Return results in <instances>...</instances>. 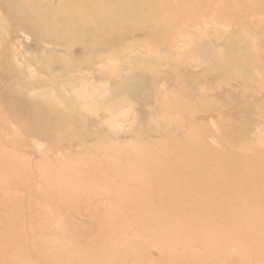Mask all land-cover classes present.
Masks as SVG:
<instances>
[{
    "label": "rangeland",
    "instance_id": "obj_1",
    "mask_svg": "<svg viewBox=\"0 0 264 264\" xmlns=\"http://www.w3.org/2000/svg\"><path fill=\"white\" fill-rule=\"evenodd\" d=\"M73 4L79 12L71 18L90 23L99 37L125 32L122 43L121 36H114L126 56L122 63L118 53L109 52L92 63L80 45L67 47L55 40L44 46V53L64 58L66 70L39 69L32 56H39L42 36L32 28L39 33L47 29L55 37L64 33L62 12ZM111 9L128 13L109 30L83 18L86 13L105 17ZM147 11L156 18L146 20ZM135 14L140 19L133 26L129 22ZM236 34L239 38L232 40ZM228 57L234 65L220 64ZM220 66H237V79L226 81L217 72ZM0 74L5 77L0 81V250L8 251L0 252L5 256L0 264L8 257V264H173L171 252H215L211 247L221 243L224 252H215L203 264H264V258L252 257L264 252V223L257 221L264 214L254 213L255 208L244 206L237 213L225 208L222 216L214 205L195 211L207 216L204 226L218 237L228 227L226 221L235 219L241 226L226 228L228 236L217 240L197 236L199 227L183 223L187 213L172 218L164 213L151 222L147 213L136 215L125 207L130 194L145 186L132 178L146 169L149 156L166 158L168 165L183 156L203 157L194 150L168 153L185 143V131L224 160L220 166L231 181L243 182L241 174L230 171L232 165L264 180V158H255L264 153V0H0ZM52 75L59 81L53 82ZM138 75L142 79L122 80ZM244 85L249 93L240 101ZM196 93L216 104L205 101L194 107ZM35 103L51 108L44 111L49 126L39 118L43 113ZM67 112L70 121L59 123ZM201 165L194 172L205 183L190 184V201L222 208L226 189L215 190L219 177ZM21 168L26 177L17 185ZM175 178L160 176L150 183L156 188ZM153 194L145 209L164 211L171 195ZM247 194L230 196L245 202ZM68 196L73 197L69 202ZM14 200L18 207L6 209ZM25 219L31 221L28 227L21 225ZM36 224L40 230L33 229ZM15 228L23 233L21 239L13 238ZM250 230L254 235L244 236Z\"/></svg>",
    "mask_w": 264,
    "mask_h": 264
},
{
    "label": "bare ground",
    "instance_id": "obj_2",
    "mask_svg": "<svg viewBox=\"0 0 264 264\" xmlns=\"http://www.w3.org/2000/svg\"><path fill=\"white\" fill-rule=\"evenodd\" d=\"M96 6H94L95 8ZM78 4H73L69 7H67L66 9L63 10L62 15L65 18V23H64V33H60L57 37L54 36V33L51 31H47V29H43L40 31V33L38 32L37 28H32V32H36L38 36H42V40L38 37L39 43L42 44V47L38 49L37 54L39 56H32L33 59L37 60L39 62V69L42 70H47L50 71L52 70V72H55L56 70H58L59 72H64L66 70V66H67V61L62 58L61 56L58 55H54L51 53H44V46L46 45V47L51 46L50 44L52 42H54L55 40H57V42L62 45V46H71V45H80V49L81 51H84L86 53H89V56L91 58V62L95 63L99 60H102L103 58L106 57V53L109 52L111 54H117L118 53V59L119 62L122 63L124 61L125 53H123L122 51H119L120 47L116 46L115 42V38L114 36H121L120 37V43L123 42L124 40V36H122V33L124 34V31L114 33L111 36H105L102 33V37H99L98 35H96L92 30H91V24L90 23H81L78 22L76 23L74 18H71L75 15L78 14ZM128 12H116L114 10H108L106 12V16L105 17H100L98 14L93 15L92 13H86L83 18L87 21V22H97L99 25H101L102 27H108L106 30H109L110 28H112L116 22L125 19V14H127ZM147 19L149 20L150 18H156L155 16H153L152 11H147ZM17 18V16H15ZM71 18L70 20L67 19ZM131 22H129L130 25L136 26L137 23H139V19H140V14L138 15H133L130 16ZM34 22H38L37 20H32ZM21 23H23V20H20ZM19 23V24H21ZM39 23V22H38ZM58 22H56L57 25ZM243 25H248V23H246L245 21H242ZM144 26H140L134 29V32H140V30L143 28ZM156 29V28H155ZM98 31H101L102 29H97ZM114 30V29H112ZM106 32V31H104ZM157 32V31H156ZM155 32V33H156ZM16 37V32H13L11 34V38H15ZM239 38V35L236 34L232 37V40H236ZM192 41H196L197 43H203L205 42V40L203 38H193ZM85 45L91 48V51L88 49H85ZM53 47V46H52ZM232 54V53H230ZM201 56H203V54H201ZM224 59V58H223ZM233 64L235 63V61L231 60L230 57L225 58L224 60H221L220 64ZM237 67V66H236ZM236 67L234 69H228L225 68L224 66H220L217 69V72L220 76H223L226 78V81L234 79L236 80ZM229 70L228 73L229 75L226 77L225 71ZM140 75V73H139ZM138 77H132L129 78L128 77H123L122 80L126 83H131L134 79H142ZM13 77V75H12ZM11 77V78H12ZM5 77L4 74H0V81H4ZM51 80L53 82H57L59 81L54 75H52ZM152 81V80H151ZM143 83H145L142 80V84H140L142 86V91L141 94L142 96H144L146 93V89L143 87ZM6 86H9L6 85ZM5 86V87H6ZM4 87V88H5ZM116 87V84H115ZM3 88V89H4ZM258 89V88H257ZM238 90V89H237ZM13 91V90H12ZM4 93V90L2 91V94ZM233 93V92H232ZM249 93L248 90L246 89L245 85L240 87L239 89V96L238 99L240 101H242V99L245 98L246 94ZM255 92H252L251 95H254ZM95 95V94H93ZM145 97V96H144ZM194 100V107H200L202 106L203 102L206 101L207 104H210V106H212L213 104H216L215 100L212 98H208V97H203L201 96V94H195V99ZM213 103V104H212ZM34 108L37 111H41L43 114L42 116L40 115L39 118L41 120H43V123L46 126H49V124L51 123V121H49V119L44 115V111H48L51 110V108L48 107V105L43 104V106H40V108H37V104H34ZM214 108V107H213ZM213 108H209V110L211 111V109ZM217 108V106L215 107ZM192 109V108H189ZM72 117L70 116V112H67L64 116H61V118L59 119V123H64L67 120L70 121ZM179 124V123H176ZM175 124V125H176ZM243 129V128H242ZM192 134L190 132L187 133V131L184 132V140L185 143L183 144H175L174 148L172 150H170L168 153H185V152H189L194 150V152L200 153L201 155H203L202 158L200 159H195L192 158L191 156H183L179 159L176 160V163H173L172 165H168L167 161H165L166 158H162L161 160H158L157 158H154L153 156H149L150 158V163H147V167L146 169L142 172V174H136V176L134 178H132L133 182L136 181H143L145 182V186L143 189L139 190V191H134L132 192V194H130V197L128 199V201L126 202V210L129 213H133L136 215H142L147 213L149 216V221H159L161 216H164V213H166L170 218H172V215H181L183 213H187L188 217H185L183 223H191L192 225H194L195 227H199L200 229H198V231L196 232V235L199 237H204V238H211L214 237L217 240L223 239L225 235L228 236L229 231L227 230L228 227L235 225L237 222L235 219H231L229 221H226L227 226L226 228H224L223 230L219 231V237L212 234L211 231H209V229H207V226H204V221L207 219V216H203V215H195V211H197L198 209H200L201 207H205L207 209L210 210V208L214 209V206L216 207V212L218 210V213H220V215L222 214L223 210L226 208L228 211H233V213H237L239 210H241L242 208H244V206H249V208H255L254 213L258 214V212L262 211L264 214V180L261 179V176L256 174L253 175V173H251L250 175L247 173L248 171H242L244 168H238L235 165L230 164V171L233 172V170L237 171L239 174H241L243 176V182L241 183L240 181H231L232 179L230 178V173L223 171V167H221V162L224 160H220V156L214 155L213 152H210L209 150H207V148L203 147V144H197L195 142H193L194 140L190 137ZM184 144H188V145H184ZM173 151V152H172ZM255 158H257L259 161L261 158H264V153H260L259 156L255 155ZM186 160H191L193 162L194 165L193 168L192 166L189 167L187 166L184 161ZM201 167L208 172L209 174H214L216 176L219 177V179H217V181L215 182L213 187H216L215 190L218 189H226L225 192V198H223V200H221L222 204V208L219 206L221 204L218 205V203H207V204H202V205H197V204H193L190 201V197H191V191H190V184L193 181H197L199 184H204L205 180L203 179V176H199V174L195 173L194 171L196 169H198L197 164H201ZM249 163V162H248ZM252 163V164H251ZM251 165H254V162H251ZM229 165V164H228ZM1 169V167H0ZM22 169V173H21V178H19L17 181V185H20L24 179L25 174H26V169L25 168H21ZM13 172H16V169L13 168L12 170ZM261 173V172H259ZM176 176L177 178L175 179H171V180H167L164 185L161 186H156V188L152 187L153 184L150 183V181L152 180V178H156V177H160V176ZM149 184H151L149 186ZM179 185H183L185 186L184 188L179 187ZM13 187H15V184L12 185ZM156 189V190H155ZM213 189V188H212ZM154 192H156L157 198H159L161 195H171V197L169 199H167L163 204L164 206V211H162L161 209H155V210H151V211H147V209H145L146 206L149 205L150 200L153 201L154 198ZM242 192H246L247 197H246V201L244 202L243 200H239L236 197H231L230 194H234L235 196H237L238 193H242ZM61 195V194H60ZM58 196V195H57ZM178 196V197H177ZM62 197V195H61ZM65 199H69L67 202L71 201V196L68 197H64ZM156 198V197H155ZM156 198V199H157ZM60 199V198H57ZM214 205V206H213ZM18 207V202H16V200H14V204L10 205L9 207H5L6 209H14ZM215 212V213H216ZM210 213V212H208ZM19 215V214H18ZM222 216V215H221ZM201 217V218H200ZM214 217V214H213ZM200 218V219H197ZM259 219H257L259 224L264 223V215L263 216H259L257 217ZM40 219V217H39ZM181 219V218H180ZM26 222L24 220H22V224L21 225H26L27 227L31 224L30 220L25 219ZM201 220V221H200ZM199 221V223L196 224V222ZM39 223V222H38ZM6 224V223H5ZM146 225H149L147 223H145ZM237 227H241L238 224H236ZM246 228H249L246 226ZM253 227H250L249 229H252ZM33 229L36 231L41 229V225H34ZM243 229H245V227H243ZM250 231H244L245 234L244 236L247 235H254V232ZM13 238L15 239H21L23 236V233L20 232L18 229L16 230V228L14 229L13 233ZM133 240L138 239V237L134 236ZM138 241H140L138 239ZM215 252H217L218 254L224 252V248L225 246H223V244L221 243L218 246H214L211 247ZM6 249H2L0 250V252L2 254H6ZM8 252V251H7ZM213 251H209V252H195V251H189L186 252L180 256L175 255L173 252H171L170 254H168V258L169 260L173 263V264H203L207 259H211V258H215V256L217 255V253H215ZM121 251H119L117 254H120ZM251 253V252H249ZM27 255H37V253H33L32 251H26ZM116 254V255H117ZM21 256V254H20ZM42 256L44 257V254H42ZM1 257L4 258L5 256L0 255V260ZM219 257V256H218ZM254 258H264V252L260 255H254L252 256ZM45 258V257H44ZM5 261V259H4ZM3 262V261H1ZM214 262V261H212ZM10 263V258L8 257L7 260L5 261L4 264H8Z\"/></svg>",
    "mask_w": 264,
    "mask_h": 264
}]
</instances>
